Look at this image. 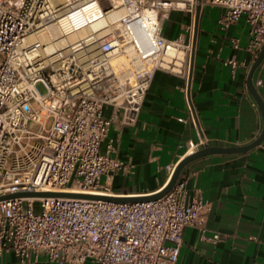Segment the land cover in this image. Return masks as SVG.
I'll list each match as a JSON object with an SVG mask.
<instances>
[{
  "label": "built area",
  "instance_id": "2783aa9c",
  "mask_svg": "<svg viewBox=\"0 0 264 264\" xmlns=\"http://www.w3.org/2000/svg\"><path fill=\"white\" fill-rule=\"evenodd\" d=\"M92 4L95 13L88 16L84 8ZM206 5L220 9L221 30L243 18L245 49L255 57L264 45V0H0V196L121 195L110 181L128 167L110 156V141L103 150L100 144L117 117L122 125L135 121L155 70L186 80L192 45L163 37L162 21L169 10L194 18L196 7ZM119 8L125 12L111 19ZM38 31L44 39H27ZM231 45L237 48V40ZM171 46L184 52L179 65L163 57ZM226 63L235 66L232 58ZM181 92L192 121L185 84ZM204 144L188 141L185 153L165 166L167 179L182 157ZM185 184L180 171L168 192L141 202L1 199L0 253L11 252L20 263L42 255L54 264H173L184 226L197 228L200 241L218 239L204 234L208 202L197 187L187 196Z\"/></svg>",
  "mask_w": 264,
  "mask_h": 264
},
{
  "label": "crops",
  "instance_id": "0c3cea01",
  "mask_svg": "<svg viewBox=\"0 0 264 264\" xmlns=\"http://www.w3.org/2000/svg\"><path fill=\"white\" fill-rule=\"evenodd\" d=\"M205 8L199 9L196 19L185 11L169 10L162 21L163 37H180L192 45L186 80L177 73L155 70L135 121L122 125L117 117L100 144L103 150L110 141V156L128 167L112 176L110 188L114 193L147 195L157 191L167 180L165 166L185 153L190 140L202 139L207 146H242L262 129L260 110L245 82L251 74L264 106V56L251 71L255 57L245 49L247 25L243 19L223 30L214 22L202 25ZM231 39L237 40V48ZM231 58L233 68L226 63ZM255 79H260V85L254 84ZM184 84L192 121L181 92ZM110 114L111 108L105 107L104 117ZM181 175L186 178L187 196L197 187L208 202L204 234L216 233L218 239L214 243L200 241L197 228L184 226L173 264H264V138L245 152L196 158L182 168ZM0 264L54 263L42 255L20 263L11 252L4 251Z\"/></svg>",
  "mask_w": 264,
  "mask_h": 264
},
{
  "label": "water",
  "instance_id": "95a60500",
  "mask_svg": "<svg viewBox=\"0 0 264 264\" xmlns=\"http://www.w3.org/2000/svg\"><path fill=\"white\" fill-rule=\"evenodd\" d=\"M199 12V7L197 6L195 9V16ZM196 19V17H195ZM193 56V49L191 47L190 51V62L192 60ZM264 56V45L261 47V49L258 51L257 55L255 56V59L250 67V70H254L256 66L260 63L261 59ZM189 73V72H188ZM246 89L254 99L256 105L258 106L261 117H262V129L258 136L253 139L251 142L242 145V146H232V147H218V146H207L204 145L201 148H198L197 150L193 151L192 153H189L182 157L174 166L172 172L170 173L168 179L164 183L162 187H160L157 191L147 194V195H118V196H106V195H89V194H81V193H65V192H43V191H22V192H16L12 194H6L1 195V199L6 198H12V197H56V196H66V197H78V198H88V199H102L107 200L115 203H125V202H141V201H149V200H155L159 197H161L163 194L168 192L173 184L175 183L180 171L182 168L188 164L190 161L199 158L201 156L211 154V153H237V152H245L254 146L258 145L264 138V106L257 95L255 88L251 81V74H248L246 77L245 82Z\"/></svg>",
  "mask_w": 264,
  "mask_h": 264
},
{
  "label": "bare ground",
  "instance_id": "6f19581e",
  "mask_svg": "<svg viewBox=\"0 0 264 264\" xmlns=\"http://www.w3.org/2000/svg\"><path fill=\"white\" fill-rule=\"evenodd\" d=\"M65 0H61V3H64ZM85 12L86 14H88V16H90V14H94L95 12H93L96 8L95 6L92 5H88L86 6L85 8ZM125 12V10L123 8H119V9H116L115 11H113V13L110 15V18L111 19H114L116 17H118L119 15L123 14ZM48 32L51 36L53 37H56V30L54 28V26H50L48 27ZM33 38H38V39H44V36L41 34L40 31H38L37 33L35 34H32V35H29L27 37L28 40H31ZM183 55H184V52L178 48V47H175V46H171L169 48L166 49L163 57L164 59L168 60V59H172V58H175V64L179 65V60H182L183 59Z\"/></svg>",
  "mask_w": 264,
  "mask_h": 264
},
{
  "label": "rangeland",
  "instance_id": "374dc122",
  "mask_svg": "<svg viewBox=\"0 0 264 264\" xmlns=\"http://www.w3.org/2000/svg\"><path fill=\"white\" fill-rule=\"evenodd\" d=\"M211 8H213V11H211L210 9ZM218 11H217V8L216 7H214V6H207L206 5V8L204 9V11H203V24L202 25H213V24H211V23H215V25H216V18H217V16H218V13H217ZM213 18V19H212ZM241 19H243V18H241ZM36 88H37V90L40 92V93H42V92H44V88L42 87V85L41 84H37L36 85Z\"/></svg>",
  "mask_w": 264,
  "mask_h": 264
}]
</instances>
